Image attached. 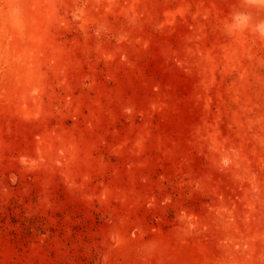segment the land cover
<instances>
[{"label": "rangeland", "instance_id": "rangeland-1", "mask_svg": "<svg viewBox=\"0 0 264 264\" xmlns=\"http://www.w3.org/2000/svg\"><path fill=\"white\" fill-rule=\"evenodd\" d=\"M261 21L0 0V264H264Z\"/></svg>", "mask_w": 264, "mask_h": 264}, {"label": "clouds", "instance_id": "clouds-1", "mask_svg": "<svg viewBox=\"0 0 264 264\" xmlns=\"http://www.w3.org/2000/svg\"><path fill=\"white\" fill-rule=\"evenodd\" d=\"M246 5H264V0H243ZM251 16L244 12H235L231 17V23L226 25V30L229 34L235 31H241L249 27ZM254 30L261 36H264V21H261L254 26Z\"/></svg>", "mask_w": 264, "mask_h": 264}]
</instances>
